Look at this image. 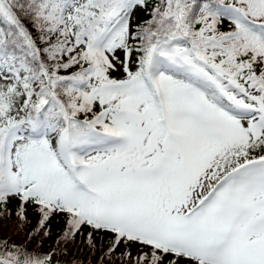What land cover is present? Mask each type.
Listing matches in <instances>:
<instances>
[{
	"label": "snow or ice",
	"instance_id": "obj_1",
	"mask_svg": "<svg viewBox=\"0 0 264 264\" xmlns=\"http://www.w3.org/2000/svg\"><path fill=\"white\" fill-rule=\"evenodd\" d=\"M0 264H264V0H0Z\"/></svg>",
	"mask_w": 264,
	"mask_h": 264
}]
</instances>
